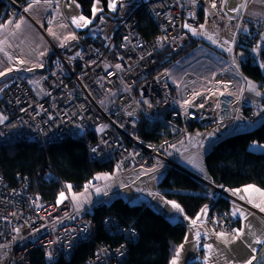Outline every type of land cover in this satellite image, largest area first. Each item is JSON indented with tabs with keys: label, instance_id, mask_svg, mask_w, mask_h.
Masks as SVG:
<instances>
[{
	"label": "built area",
	"instance_id": "2783aa9c",
	"mask_svg": "<svg viewBox=\"0 0 264 264\" xmlns=\"http://www.w3.org/2000/svg\"><path fill=\"white\" fill-rule=\"evenodd\" d=\"M6 2L11 23L19 15H26V4ZM227 2L216 0L213 9L211 0H144L139 7L158 29L154 37L147 39L138 33V19L132 12L108 38L85 40L77 34L81 46L77 57H65L53 47L50 68L41 80L43 97L37 96L30 77L13 80L2 89L0 114L6 119L0 124V146L32 140L46 147L67 137H88V159L107 164L120 176L126 177L137 168L181 167L166 154L167 146L179 141L178 152L182 153L192 133L199 136L200 147L230 133L248 79L242 64L262 59L264 20H248L241 9L227 13ZM48 3L61 8L63 0ZM185 24L195 29L204 25V29L219 31V35L227 33L233 47L226 64L203 89L186 86L181 92L171 80L168 67H161L157 52L186 44L191 34ZM117 64L121 65L119 69ZM258 92L262 108L246 109L251 122L261 118L264 108V87ZM143 120L166 123L172 137L164 142L141 138L138 132ZM35 177L44 183L57 182L61 191L67 192L50 161L36 171ZM195 179L220 196H228L225 189L209 180ZM29 183L28 176L16 175L14 185L0 176V246H5L0 247V264H30L34 247L41 248L45 264L67 261L79 244L91 238L94 222L87 212L73 217L75 208L69 197L59 206L41 202L30 192ZM207 220L212 232L234 231L231 221L211 213ZM104 226L125 241L114 246L99 243L82 264H121L127 255L126 241L137 238L135 229L119 225L112 216L104 219ZM256 264H264V258Z\"/></svg>",
	"mask_w": 264,
	"mask_h": 264
},
{
	"label": "trees",
	"instance_id": "16d2710c",
	"mask_svg": "<svg viewBox=\"0 0 264 264\" xmlns=\"http://www.w3.org/2000/svg\"><path fill=\"white\" fill-rule=\"evenodd\" d=\"M24 5L28 0H14ZM85 15L90 14L92 0H77ZM105 1V0H103ZM8 3L0 0V22L8 18ZM138 19V33L149 39L154 37L158 29L147 19L141 7L134 11ZM196 38H188L186 44L177 50L165 47L157 52L162 61L161 67H168L187 51L196 46ZM264 50L259 63L242 64L246 78L256 82L259 88L264 87ZM162 132L161 134L159 132ZM141 138L154 142H164L172 133L168 125L159 121L143 120L138 132ZM88 137L64 138L43 147L32 140L17 141L0 146V176L11 185L15 184V176L30 178L29 190L41 202L56 203L61 187L57 182L44 183L36 179V171L50 161L54 172L66 184L71 183L74 189H81L92 176L101 170H111L107 164H99L87 157ZM253 142L264 145V117L253 127L230 132L213 142L204 154L203 163L207 180L223 189H233L243 185L254 184L264 191V151L251 149ZM160 193L177 202L185 214L193 218L211 197L207 187L191 175L168 167L158 183ZM94 222L93 235L88 241L79 244L67 261L58 260L55 264H82L89 258L99 243L112 246L125 241L122 235L110 234L104 226L108 216L116 218L119 225L136 230V240L129 239L127 255L121 264H168L178 246L184 240L186 227L180 222H171L163 214L140 202L131 204L116 196L110 201L95 202L87 211ZM211 215L231 221L233 227L238 221L233 220L230 201L219 196L211 203ZM30 264H45L40 247L30 252ZM188 264H196L191 262Z\"/></svg>",
	"mask_w": 264,
	"mask_h": 264
},
{
	"label": "crops",
	"instance_id": "0c3cea01",
	"mask_svg": "<svg viewBox=\"0 0 264 264\" xmlns=\"http://www.w3.org/2000/svg\"><path fill=\"white\" fill-rule=\"evenodd\" d=\"M29 1H27L26 6L30 3ZM142 1L144 0H117L116 7L113 10L108 7L109 0H99L98 7L100 11L96 13L95 17L92 15L94 0H92L89 15H85L82 12L81 5L77 0H75V3H72V0H63L61 8L55 4L40 2L26 12V15H19L14 23H11L8 18L0 22V25H6V27H0V49H3V51H0V72H6L9 68L13 69L10 72H6L4 76H0V93L13 80L24 77H30L32 83L36 79L41 80L50 68V61L53 59V47L57 48L65 57H77V53L81 52V46L77 38L68 40L62 44L64 38L69 34H74L75 36L78 34L85 40H90L95 36L108 38L116 26L134 12ZM241 5H244V7H240ZM240 9L243 16L248 20H264V0H228L225 6L226 12L231 14L237 13ZM81 15L90 19L91 23L86 27L78 28L72 23L71 18ZM17 23L20 24L18 29L16 28ZM51 32H55L56 35L53 36ZM260 47L264 50V41ZM216 52L217 57L225 62L219 54L226 57L228 55L218 50ZM20 61H25V63H20ZM223 62L215 68L223 66ZM41 64L43 65L42 67H34V65ZM29 68L32 71H28L27 69ZM252 82L255 85V90H250L249 84H246L240 100V109L243 106L244 121L246 123H254L247 120L246 109L252 108L257 110V106L259 105V96L257 97L256 94L258 92L256 88L257 84L254 81ZM243 101L244 103L241 105ZM0 117H2L1 114ZM262 117H264V108ZM258 121L255 122L257 123ZM197 138L192 133L189 144L196 145ZM251 147L254 151H264V148L261 146ZM181 167L194 175V177L207 179L204 163L199 167L191 161L186 166ZM141 169H143L142 172L137 168L128 172L126 177L122 176L126 179L121 183H117L110 195L113 197L119 196L131 204L143 202L163 214L169 221L180 222L185 225L186 233L184 240L179 245H183V248L177 264H188L191 262L205 264L204 257L206 255L208 256L207 264H245V261L253 257L258 248L264 243V218L260 214H264V212L259 207H256L258 204L264 206V197H261L260 193L251 189L248 192H244L243 189L247 185L225 189V192L228 194L226 198L230 201L232 219L238 221V226L234 228V231L226 233L227 235L224 239H227L228 242L225 243L224 239L217 238L216 234L221 232L210 231L207 220L211 203L220 196L218 191L215 189L209 190L211 191V200L198 212L200 213L207 206V214L202 215L197 223L193 225L191 221L197 218L198 213L195 217L190 218L185 214L184 210L182 213L177 212L171 205L165 203V201L171 199L163 196L157 187L167 168L165 166H155L153 168ZM150 169H153V171H149ZM113 181L110 175L107 179H100L101 185H108ZM254 186L262 190L260 187ZM234 189H241V192L233 194L232 190ZM241 195H244L245 199H241ZM105 196L102 195L95 202L106 201ZM249 198L252 201L251 203H249ZM237 208L244 213L243 216L239 213L235 216L232 215ZM240 229L243 231L237 236L236 230ZM196 233L200 234L199 237L196 236ZM233 236H236V239H232ZM257 240L261 242L256 243ZM205 244L212 245L211 251L204 248ZM253 249H256V251L253 252ZM168 264H170V261Z\"/></svg>",
	"mask_w": 264,
	"mask_h": 264
},
{
	"label": "rangeland",
	"instance_id": "374dc122",
	"mask_svg": "<svg viewBox=\"0 0 264 264\" xmlns=\"http://www.w3.org/2000/svg\"><path fill=\"white\" fill-rule=\"evenodd\" d=\"M18 18V17H17ZM16 18V19H17ZM16 20L13 21V23ZM197 31H204L208 35H212V37L217 41L216 44H213L210 40L207 39V36L205 35H193V33L190 31L191 36L188 38H196L198 41H196V46H194L192 49L187 51L184 55H182L179 59H177L175 62H172L168 66V71L171 77V80L175 82L180 91L182 92L183 89L186 86H189L190 88H203L207 81L216 74L218 69L221 67H217L219 64H221L223 61L217 57L216 55V50L229 55L231 51H226L225 49L228 48L229 46L233 47L231 44V36L227 33H224L222 35L219 31L216 29H197ZM188 41V40H187ZM204 41V42H201ZM227 41L228 43H225ZM180 48V47H179ZM171 49V48H170ZM178 49V48H177ZM177 49H172L177 50ZM232 50V49H231ZM219 54V53H218ZM221 58L225 60L223 62L225 65L226 61L228 59V56H223L219 54ZM42 80V79H41ZM41 80L36 79L33 82V86L36 89V94L39 97H43V91L41 89ZM249 82L253 83L249 79L246 80V84H249ZM257 84V83H256ZM257 91H259L258 85L256 86ZM259 96V105L257 106V109L262 108V103L260 101V95ZM244 101L241 103L243 105ZM246 114V113H245ZM245 115L243 112V106L241 109H239L237 119L234 125V128L232 132H239L243 131L246 129H249L253 127L256 122L254 123H246L245 121ZM198 138L196 139V145L194 144H189V140L187 141V145L182 153L178 152V146H179V141L173 142L169 146H167L165 152L166 154L175 160V162L181 166H186L187 163L190 161H193L196 165L199 167L203 165V157L206 149L209 146L206 147H200L198 145V139L199 136L196 135ZM251 146H261L264 148V145H260L258 143H255V145ZM252 149V147H251ZM162 166V165H160ZM165 168H168L165 166ZM139 170L142 172L143 169L139 168ZM104 174H107V176H112L113 182L108 184V185H101L100 179H96V177L99 175L101 177L104 176ZM128 177V176H127ZM126 178L120 176L117 172L116 169H112L111 171L109 170H101L97 171L92 178H90L81 189H74L71 183H66V185H71V192L68 191L67 187L65 192V196L69 197L74 205L75 208V214L73 217H78L83 215L85 212L90 211L93 203L102 195L105 196V200L108 202L114 197L111 196L110 194L112 193V189L115 187L117 183L123 182ZM90 184V187L88 188L87 192L83 195L80 196V193L85 192V185ZM96 188H101V192H96ZM209 190H213L212 188L207 187L208 194L210 196ZM61 192V191H60ZM59 192V193H60ZM59 196V194H58ZM76 197L77 200L79 201V207L77 208V203L74 201L73 197ZM113 197V198H112ZM58 198V197H57ZM65 200V199H64ZM63 200V201H64ZM264 258V255L262 259Z\"/></svg>",
	"mask_w": 264,
	"mask_h": 264
},
{
	"label": "snow or ice",
	"instance_id": "6c2138e0",
	"mask_svg": "<svg viewBox=\"0 0 264 264\" xmlns=\"http://www.w3.org/2000/svg\"><path fill=\"white\" fill-rule=\"evenodd\" d=\"M44 2H45V3H48V0H44ZM38 3H40V0H32V2L29 3V4L24 8V11H25V12H28L30 9H32V8H33L36 4H38ZM72 3H75V0H72ZM98 3H99V0H94L93 7H92V15H93V17H95V16H96V13H97L98 11H100V9H99V7H98ZM116 3H117V0H109L108 7H109L110 9H113V10H114L115 7H116ZM77 6H78V5H77ZM221 6H222V5H221ZM216 7H217L216 0H211V8L215 9ZM240 7H244V5H241ZM101 19H103V17H101ZM71 20H72V23H73L76 27H78V28L86 27V26H88V25L91 23V20L88 19V18H86V17H84L83 15H81V16H79V17L73 16V17L71 18ZM0 27H6V25H0ZM19 27H20V24L17 23V24H16V28L18 29ZM184 27H185V28H188V29L193 33V35H205V36H207V39L210 40L213 44H216V43H217V41L212 37V35H208V34L205 33L204 31H199V32H198L197 29L192 28L191 25H189V24H185ZM200 29L203 30V29H204V25H200ZM50 31H51V30H50ZM51 34H52L53 36L56 35L55 32H51ZM76 38H77V37H76L74 34H69L68 36H66V37L64 38L62 44H63V43H66L68 40H74V39H76ZM125 39H127V37H125ZM225 43H228V42L225 41ZM225 50L230 52V51H231V46H229V47L226 48ZM0 51H3V49H0ZM254 51H255V49H254ZM41 55H43V53H41ZM79 55H80V53H77V56H79ZM20 63H25V61H20ZM35 66L42 67L43 65H42V64H41V65H34V67H35ZM105 67H108V66L105 65ZM115 67H116L117 69H119V68L121 67V65L117 64V65H115ZM261 67H264V64H262ZM12 70H13L12 68H9V69L6 70V72H10V71H12ZM27 70H28V71H32L31 68H29V69H27ZM6 72H0V76H4V75L6 74ZM109 74H111V73H109ZM249 89H250V90H255V85L252 84L251 82H249ZM256 94H257V95H260L259 92H257ZM196 95H199V93H197ZM145 103H147V101H145ZM188 103H190V102H189V101H185V104H188ZM201 107H202V105H201ZM130 115H131V113H130ZM5 119H6V117H0V124H2V123L4 122ZM105 127H107V126H105ZM99 130H100V131H103L104 129L101 128V129H99ZM253 145H255V142H253ZM93 151H95V149H93ZM190 162H191V161H190ZM197 166H198V165H197ZM149 171H153V169H150ZM101 178H103V179H107L108 176H107V174H104L103 177H101V176H99V175L96 177V179H101ZM66 187H67L68 191L71 192V188H72V186H71V185H66ZM89 187H90V184L85 185V192H84V193H80L79 195H80V196H83V195L87 192V190H88ZM250 189L253 190V191H255V192L260 193V196H261V197H264V191H262V190L256 188L254 185H247V186H245L244 189H243V191H244V192H248ZM95 190H96V192H98V193L102 191L101 188H96ZM232 191H233V194H238V193L241 192V189H234V190H232ZM66 198H67V197L65 196V192H64V191H61V192L59 193V196H58L57 201H56L57 206H59V205L62 203V201H63L64 199H66ZM240 198H241V199H245V196H244V195H241ZM73 199H74V201L77 203V208H78V207H79V201L77 200V198H76L75 196L73 197ZM251 202H252V201H251V199L249 198V203H251ZM165 203L171 205V207H172L173 209H175L177 212H180V213L183 212V209L181 208V206H180L178 203H176L175 201H171V200H169V201H165ZM256 207H259L260 210H261L262 212H264V206H261L260 204H258V205H256ZM238 213H239L241 216L244 215V213H243L239 208H237V209L232 213V215L235 216V215H237ZM206 214H207V206H205L204 209H202L201 212L197 214V218H196V219H193V220L191 221V223H192L193 225H195V224L197 223V221L201 218V216H202V215H206ZM185 218L187 219V217H185ZM15 231L19 232V229H15ZM242 231H243L242 229H240V230H236V232H237V236H238V235L240 234V232H242ZM199 235H200L199 233H196V236H197V237H199ZM216 235H217V238H219V239H224V238L226 237L227 234L221 232V233H217ZM232 239H236V236H233ZM224 242L227 243L228 240H227V239H224ZM260 242H261L260 240H257V241H256V243H260ZM0 247H5V246H0ZM182 248H183V245L179 246V247L176 249L173 258L170 260V264H177V260H178V258H179V256H180V252H181ZM204 248H206V249H208L209 251H211V249H212V245H211V244H205V245H204ZM252 251L255 252L256 249H253ZM48 255H49V257H51V253H49ZM255 259H256V257L253 256V257H251L249 260L245 261V264H253V260H255ZM204 261H205V264H207V261H208V256H207V255L204 257Z\"/></svg>",
	"mask_w": 264,
	"mask_h": 264
},
{
	"label": "water",
	"instance_id": "95a60500",
	"mask_svg": "<svg viewBox=\"0 0 264 264\" xmlns=\"http://www.w3.org/2000/svg\"><path fill=\"white\" fill-rule=\"evenodd\" d=\"M176 169H179L189 175H191L192 177H194V175L190 174L189 172H187L186 170H184L182 167H178V166H175ZM195 178V177H194ZM264 255V243L258 248V250L256 251L255 253V257L256 259L253 260V264H256Z\"/></svg>",
	"mask_w": 264,
	"mask_h": 264
}]
</instances>
